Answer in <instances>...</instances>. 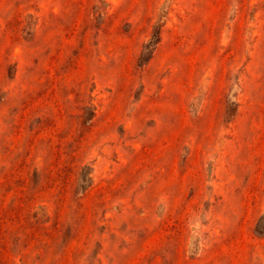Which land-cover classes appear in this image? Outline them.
Here are the masks:
<instances>
[{"label": "rangeland", "instance_id": "obj_1", "mask_svg": "<svg viewBox=\"0 0 264 264\" xmlns=\"http://www.w3.org/2000/svg\"><path fill=\"white\" fill-rule=\"evenodd\" d=\"M0 264H264V0H0Z\"/></svg>", "mask_w": 264, "mask_h": 264}]
</instances>
